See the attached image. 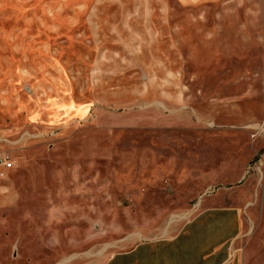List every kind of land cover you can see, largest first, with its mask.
<instances>
[{
  "label": "rangeland",
  "instance_id": "obj_1",
  "mask_svg": "<svg viewBox=\"0 0 264 264\" xmlns=\"http://www.w3.org/2000/svg\"><path fill=\"white\" fill-rule=\"evenodd\" d=\"M263 79L264 0H0V264L104 260L207 205L264 264Z\"/></svg>",
  "mask_w": 264,
  "mask_h": 264
},
{
  "label": "crops",
  "instance_id": "obj_2",
  "mask_svg": "<svg viewBox=\"0 0 264 264\" xmlns=\"http://www.w3.org/2000/svg\"><path fill=\"white\" fill-rule=\"evenodd\" d=\"M240 223L238 208L207 205L171 237L142 240L104 260L79 264H234L230 242Z\"/></svg>",
  "mask_w": 264,
  "mask_h": 264
},
{
  "label": "built area",
  "instance_id": "obj_3",
  "mask_svg": "<svg viewBox=\"0 0 264 264\" xmlns=\"http://www.w3.org/2000/svg\"><path fill=\"white\" fill-rule=\"evenodd\" d=\"M14 166V160L10 153L0 154V177H6L7 172Z\"/></svg>",
  "mask_w": 264,
  "mask_h": 264
},
{
  "label": "bare ground",
  "instance_id": "obj_4",
  "mask_svg": "<svg viewBox=\"0 0 264 264\" xmlns=\"http://www.w3.org/2000/svg\"><path fill=\"white\" fill-rule=\"evenodd\" d=\"M198 207V206H197Z\"/></svg>",
  "mask_w": 264,
  "mask_h": 264
}]
</instances>
